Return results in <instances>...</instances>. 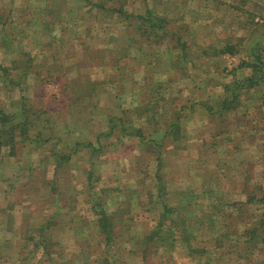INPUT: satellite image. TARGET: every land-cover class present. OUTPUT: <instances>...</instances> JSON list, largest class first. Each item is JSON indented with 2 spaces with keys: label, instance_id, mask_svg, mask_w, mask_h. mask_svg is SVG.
Here are the masks:
<instances>
[{
  "label": "rangeland",
  "instance_id": "1",
  "mask_svg": "<svg viewBox=\"0 0 264 264\" xmlns=\"http://www.w3.org/2000/svg\"><path fill=\"white\" fill-rule=\"evenodd\" d=\"M0 120V264H264V0H0Z\"/></svg>",
  "mask_w": 264,
  "mask_h": 264
},
{
  "label": "trees",
  "instance_id": "2",
  "mask_svg": "<svg viewBox=\"0 0 264 264\" xmlns=\"http://www.w3.org/2000/svg\"><path fill=\"white\" fill-rule=\"evenodd\" d=\"M108 9H105V12H107ZM116 11V10H115ZM118 13V17L122 18L123 20H129L131 18V14H129L125 9L122 10H118L116 11ZM107 15V14H106ZM139 18H143V15H138ZM226 51V49H225ZM232 51V50H231ZM257 70L254 71V73L252 75H250L249 77H247L244 81H237L234 82L230 85H227V89L228 91H231V96H227L222 103V107L221 110H228L230 108L233 107L234 103L238 100L239 98V93H238V89L241 88L242 86H253L254 80H256L255 76L257 74ZM6 117L3 115L2 119L4 120ZM1 123H6V121H2L0 120ZM8 123V122H7ZM9 124V123H8ZM170 126V130H169V134L174 135V139H180V137H182V135H179L180 133V123L179 121H177L176 123H171L169 124ZM112 133V130L109 132ZM2 146V141H1V137H0V149ZM263 207H264V196H263ZM171 207V206H170ZM169 206L166 207L165 211L162 213L161 219L158 222V224L156 225L155 229L152 231V233L149 235L148 240H155L156 237H160L163 236L162 232L166 230V216H169L171 214V210H176L177 207H171ZM264 210V209H263ZM114 218L112 217V214H108L105 211H103L101 213V217H100V227H101V231L104 233L105 235V242L107 245H109L110 243H113L115 241L114 239V230L116 228V224L114 223ZM253 233L256 231V229H252ZM167 237H164V239H166ZM161 241L163 240V238L160 239ZM38 242V241H37ZM155 242H157V244H159L158 240H155ZM136 244L138 245H143V241L141 242L140 240L136 241ZM192 254H203V255H207L205 250H197V249H192ZM207 258V256L205 257ZM212 262L214 261H207L206 264H212ZM215 263V262H214ZM216 264V263H215Z\"/></svg>",
  "mask_w": 264,
  "mask_h": 264
}]
</instances>
